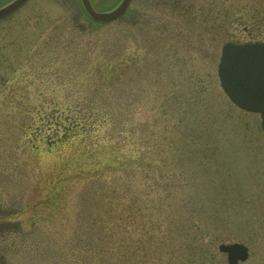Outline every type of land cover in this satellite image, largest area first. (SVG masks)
<instances>
[{"label":"rangeland","instance_id":"374dc122","mask_svg":"<svg viewBox=\"0 0 264 264\" xmlns=\"http://www.w3.org/2000/svg\"><path fill=\"white\" fill-rule=\"evenodd\" d=\"M91 1L106 10L119 0ZM127 9L130 20L103 26L79 0H27L0 19V74L13 93L0 96V264H173L195 235L227 264L219 242L251 234L257 252L240 264H262L264 131L216 70L225 42L264 41V0H131ZM111 55L124 63L106 85L96 69ZM182 69L204 76L209 138L161 113ZM83 128L89 140L74 138ZM119 214L136 224L112 220ZM192 221L203 231L186 228Z\"/></svg>","mask_w":264,"mask_h":264},{"label":"trees","instance_id":"16d2710c","mask_svg":"<svg viewBox=\"0 0 264 264\" xmlns=\"http://www.w3.org/2000/svg\"><path fill=\"white\" fill-rule=\"evenodd\" d=\"M128 13H126L125 15L121 16L119 19L120 20H130L131 18L128 17ZM98 24V23H95ZM103 26H105L104 24H102ZM174 52V49H173ZM178 58V56H177ZM122 63H124V61L119 57V55H111L108 58H106L105 60H101L98 65H97V69L96 71H98V74L100 75V78H102L103 81L106 82V85H112V80L113 78L117 75L116 72L117 70L122 66ZM179 64H182L184 62H181V59L179 60V62H177ZM2 68V64L0 63V69ZM183 70V69H182ZM184 72L181 73V82L182 84H178L175 88L174 91H171L169 94V99H170V103H171V108H170V112L166 111L162 109V104L160 105L161 108V113L166 115H172L171 117L174 118V122H176L177 126H180L181 124L184 125V128L187 129L188 131H192V133L199 137L198 134L202 135V134H206L209 138V136L211 135L212 130L210 129L211 125L209 123V119L211 118L210 113H212L210 107L207 109V101H206V97L207 96V89H206V84L204 83V76L201 74V71H199L198 69H194L193 71H187V70H183ZM181 71H179L180 73ZM10 76H5L3 74H0V96L5 97V99H8L9 96H11L13 93L12 91V81L8 82L10 80ZM209 94V93H208ZM168 98L167 96L165 97V99ZM93 115V114H92ZM107 118L108 115H105ZM96 117V116H95ZM106 117H103V119L107 120ZM78 119V117H77ZM77 119H75V121L72 123V125L74 127L79 126L82 127L83 125L81 124L82 120H80L81 122H79ZM69 121V118L67 119ZM66 120V121H67ZM98 120V119H97ZM40 122H43L42 119H40ZM173 122V123H174ZM186 122H189L188 125H185ZM92 123V122H91ZM49 125V123H48ZM31 125L28 123V125L26 124V127L29 128ZM50 126V125H49ZM210 126V127H209ZM22 127H24V124L22 125ZM41 126L38 125V128H40ZM36 127H34L33 132H35V135L33 136V142H35V144H39L40 142H44V138L42 136L41 130L36 129ZM68 128H71V126L69 125ZM65 129V128H64ZM31 130V129H28ZM84 128H83V132L82 134H80L78 137H74V138H85L86 140H89V138L87 137V135H84ZM64 138V137H61ZM60 138V139H61ZM65 140V139H64ZM63 140V141H64ZM82 140V139H81ZM84 141V139H83ZM59 142H62V140H60ZM172 142V141H170ZM118 165L120 166V168H122V166H124L125 164L123 162H118ZM108 167L107 165H105L104 167V162H102L101 164L98 163L95 166V170H102L103 168ZM82 168V171H78V169ZM84 165H79L77 167H75L73 169L74 172H76L77 174H81L83 172L84 169ZM88 170H91V168L89 167ZM88 173H90V175L92 174H96L97 171L94 170V172L88 171ZM57 191L60 193L59 189H57ZM55 195H57V193H55ZM54 195H50V198L52 199V197ZM40 202L44 203V201L39 198L38 199ZM45 200V198H44ZM46 201V200H45ZM39 202V203H40ZM31 206V205H29ZM32 206H36V203L33 202ZM49 206L53 209L54 206V201L49 200V203H46L45 207L48 209L47 214H52L51 211L49 209ZM55 210V208H54ZM33 211V210H32ZM264 214V212H263ZM123 216L122 215H118L117 217L114 216L112 218V220H117V219H122ZM29 220H31L29 218ZM154 220L145 223V225H143L142 229L143 231L141 232L142 237L141 238H149L148 235V227H154L155 226V222H153ZM262 224L264 222V215H263V219L261 220ZM136 216L130 215L128 217H126L125 219L123 218L121 223L125 224V223H129L130 225L132 224H136ZM193 221L192 222H188L187 227L190 230H193L195 233H197L198 231L202 232L199 228H194L195 225H193ZM113 224H111L112 227ZM198 225H196L195 227H197ZM264 226V224H263ZM199 227V226H198ZM199 229V230H198ZM130 231H134L132 229H130ZM259 235H261L263 237L264 240V229L262 232L258 231ZM257 235V234H254ZM254 235H250L251 237L249 239H247L248 245L251 246V248L254 247V252L256 253V248H255V242H256V238H254ZM191 237V236H190ZM189 237V238H190ZM249 237V236H248ZM189 238L187 239V242L181 244V249L179 250L178 253L173 254L171 257V262H173V264H217L215 263V255L210 254L211 250H210V241L206 242L207 243V247H203L204 240H198L196 241V238H198L196 235L192 236V241H195L198 245L191 243L189 241ZM250 241H254V242H250ZM253 246V247H252ZM183 248V249H182ZM264 264V262L262 263Z\"/></svg>","mask_w":264,"mask_h":264},{"label":"water","instance_id":"95a60500","mask_svg":"<svg viewBox=\"0 0 264 264\" xmlns=\"http://www.w3.org/2000/svg\"><path fill=\"white\" fill-rule=\"evenodd\" d=\"M26 1L9 0L0 5V19L17 10ZM130 1L120 0L111 9L104 11L94 9L90 0H80V3L93 20L109 22L122 15ZM217 74L222 89L236 105L260 113V125L264 130V43H224ZM218 249L227 254L229 264H239L248 256L247 247L241 242H221Z\"/></svg>","mask_w":264,"mask_h":264},{"label":"flooded vegetation","instance_id":"af4514ba","mask_svg":"<svg viewBox=\"0 0 264 264\" xmlns=\"http://www.w3.org/2000/svg\"><path fill=\"white\" fill-rule=\"evenodd\" d=\"M254 253V250L252 249V251H251V247L249 246V255L251 254H253Z\"/></svg>","mask_w":264,"mask_h":264}]
</instances>
